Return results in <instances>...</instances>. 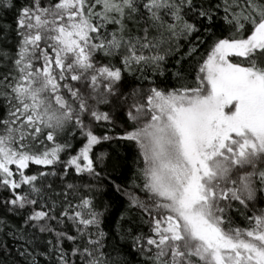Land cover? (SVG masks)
I'll list each match as a JSON object with an SVG mask.
<instances>
[{"label": "snow or ice", "instance_id": "6c2138e0", "mask_svg": "<svg viewBox=\"0 0 264 264\" xmlns=\"http://www.w3.org/2000/svg\"><path fill=\"white\" fill-rule=\"evenodd\" d=\"M0 264H264V0H0Z\"/></svg>", "mask_w": 264, "mask_h": 264}]
</instances>
